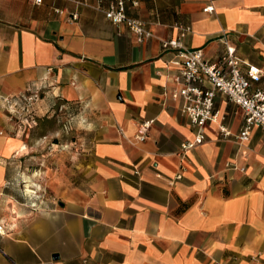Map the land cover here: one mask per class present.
Here are the masks:
<instances>
[{"label": "crops", "instance_id": "obj_1", "mask_svg": "<svg viewBox=\"0 0 264 264\" xmlns=\"http://www.w3.org/2000/svg\"><path fill=\"white\" fill-rule=\"evenodd\" d=\"M126 8L149 40L113 24L97 0H0V264H264V130L238 141L241 110L218 96L232 136L210 123L184 151L194 132L170 97L179 65L161 47L179 23L191 28L184 44L213 61L226 33L243 68L261 69L264 81V0ZM54 108L81 118L88 152L74 170L54 158L51 177L43 152L48 166L35 178L29 118Z\"/></svg>", "mask_w": 264, "mask_h": 264}, {"label": "built area", "instance_id": "obj_2", "mask_svg": "<svg viewBox=\"0 0 264 264\" xmlns=\"http://www.w3.org/2000/svg\"><path fill=\"white\" fill-rule=\"evenodd\" d=\"M43 0H34L40 4ZM97 8L113 24L125 25L135 36L138 43L149 40L153 33L142 19L128 15L126 0H110L107 7H102V0H97ZM205 12H212L214 7L207 5ZM77 19V14L72 15ZM179 30L175 38L162 39L164 51H171L179 65L174 76L175 88L170 92L173 100L181 102V110L187 116L194 137L191 141L182 143V149L188 150L205 140L206 127L216 123L223 137L232 136L224 117L220 116L216 107V98L222 96L228 102L236 105L242 113V125L234 135L238 141L249 139L252 130L260 127L264 130V81L261 69L248 65L243 68V60L237 55L234 46L229 44L226 33L220 36L224 50L216 60H208L202 49L190 48L183 38L191 31L190 27L175 24ZM38 94L29 96L24 111L30 113V106ZM9 103V101H7ZM10 108L11 105H8ZM151 121L141 123L137 134L139 140H145ZM4 225L0 224V234H5Z\"/></svg>", "mask_w": 264, "mask_h": 264}, {"label": "rangeland", "instance_id": "obj_3", "mask_svg": "<svg viewBox=\"0 0 264 264\" xmlns=\"http://www.w3.org/2000/svg\"><path fill=\"white\" fill-rule=\"evenodd\" d=\"M80 122V117L71 116L57 108L48 111L39 118L35 115L33 118H29V123L33 127L29 140L34 142L33 156L35 157L32 173L38 172L35 178H41V168L48 166L47 163L42 165L43 152L51 161L50 177L59 172L57 171V161L52 163L54 158L60 157L68 168L77 169L74 162H77L80 157L83 158L84 154L88 152L84 150L85 132ZM48 153L50 154L48 155ZM76 165L78 166V164ZM28 183L35 187L37 185V182L33 180ZM51 190L52 186L49 187L46 184L47 193L52 195Z\"/></svg>", "mask_w": 264, "mask_h": 264}, {"label": "bare ground", "instance_id": "obj_4", "mask_svg": "<svg viewBox=\"0 0 264 264\" xmlns=\"http://www.w3.org/2000/svg\"><path fill=\"white\" fill-rule=\"evenodd\" d=\"M34 175H38V172H35L34 173ZM27 190L29 191V192H31L32 193V188L29 186V185H27Z\"/></svg>", "mask_w": 264, "mask_h": 264}]
</instances>
